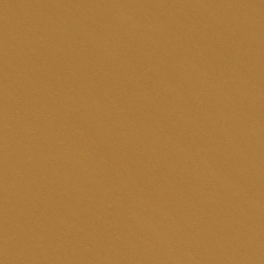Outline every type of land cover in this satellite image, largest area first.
<instances>
[{
	"label": "water",
	"instance_id": "obj_1",
	"mask_svg": "<svg viewBox=\"0 0 264 264\" xmlns=\"http://www.w3.org/2000/svg\"><path fill=\"white\" fill-rule=\"evenodd\" d=\"M0 264H264V0H0Z\"/></svg>",
	"mask_w": 264,
	"mask_h": 264
}]
</instances>
